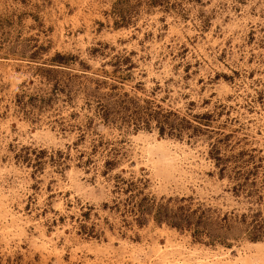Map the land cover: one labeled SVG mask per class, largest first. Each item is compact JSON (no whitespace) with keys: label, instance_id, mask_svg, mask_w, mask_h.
I'll use <instances>...</instances> for the list:
<instances>
[{"label":"rangeland","instance_id":"374dc122","mask_svg":"<svg viewBox=\"0 0 264 264\" xmlns=\"http://www.w3.org/2000/svg\"><path fill=\"white\" fill-rule=\"evenodd\" d=\"M0 264H264V0H0Z\"/></svg>","mask_w":264,"mask_h":264},{"label":"trees","instance_id":"16d2710c","mask_svg":"<svg viewBox=\"0 0 264 264\" xmlns=\"http://www.w3.org/2000/svg\"><path fill=\"white\" fill-rule=\"evenodd\" d=\"M258 226V225H257ZM259 227V226H258ZM252 233H256V234H252L251 236H250V239L251 240H258L260 237H261V235L260 234H257L258 232H257V230L255 229V226H254V228H253V232Z\"/></svg>","mask_w":264,"mask_h":264}]
</instances>
